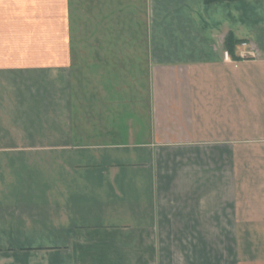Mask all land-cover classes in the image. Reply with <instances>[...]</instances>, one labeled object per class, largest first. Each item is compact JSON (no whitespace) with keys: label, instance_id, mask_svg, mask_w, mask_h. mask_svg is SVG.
Listing matches in <instances>:
<instances>
[{"label":"crops","instance_id":"obj_1","mask_svg":"<svg viewBox=\"0 0 264 264\" xmlns=\"http://www.w3.org/2000/svg\"><path fill=\"white\" fill-rule=\"evenodd\" d=\"M0 264H264V0H0Z\"/></svg>","mask_w":264,"mask_h":264},{"label":"trees","instance_id":"obj_2","mask_svg":"<svg viewBox=\"0 0 264 264\" xmlns=\"http://www.w3.org/2000/svg\"><path fill=\"white\" fill-rule=\"evenodd\" d=\"M221 1H236V0H204V3L210 4L213 2H221ZM236 45L237 43L230 36L227 37L224 42L225 51L230 55L232 59H236V56L234 54V48Z\"/></svg>","mask_w":264,"mask_h":264},{"label":"rangeland","instance_id":"obj_3","mask_svg":"<svg viewBox=\"0 0 264 264\" xmlns=\"http://www.w3.org/2000/svg\"><path fill=\"white\" fill-rule=\"evenodd\" d=\"M75 1V3H76V0H74ZM75 7V4H73V8ZM77 9H78V7H77ZM77 12V18H76V20H77V31L79 32L80 30H79V11L77 10L76 11ZM83 35V34H82ZM81 35V36H82ZM82 39V40H81ZM89 39L91 40V38L89 37ZM73 42H77V43H79V42H86V38L84 39L83 37H80V36H73ZM90 42H94L93 40H91Z\"/></svg>","mask_w":264,"mask_h":264},{"label":"built area","instance_id":"obj_4","mask_svg":"<svg viewBox=\"0 0 264 264\" xmlns=\"http://www.w3.org/2000/svg\"><path fill=\"white\" fill-rule=\"evenodd\" d=\"M227 54H228V53L225 51V52H224V56L227 57Z\"/></svg>","mask_w":264,"mask_h":264}]
</instances>
